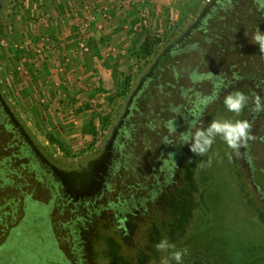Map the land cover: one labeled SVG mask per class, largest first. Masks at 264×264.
<instances>
[{
    "label": "rangeland",
    "instance_id": "rangeland-1",
    "mask_svg": "<svg viewBox=\"0 0 264 264\" xmlns=\"http://www.w3.org/2000/svg\"><path fill=\"white\" fill-rule=\"evenodd\" d=\"M127 1L131 5L119 8L126 23L111 41L102 33L91 35L94 14L109 19L108 7L99 10L104 0H79L81 21L75 30L69 22L71 8L66 10L67 24L58 22L56 0H0V99L7 113L3 122L44 156L46 164L32 152L51 172L54 192L72 203L97 196L101 212L95 223H87L93 227L81 233L73 255V242L61 239L63 262L176 264L171 253L186 250L183 264H264V206L249 181L255 164L264 175V115L257 122L262 128L254 126L253 133L249 106L254 93L244 86L258 79L256 86L264 89V63L258 44L251 41L257 27L264 31L263 17L257 7L247 10L245 0ZM147 37L157 42L148 55L142 47ZM188 37L197 44L186 50ZM93 38L106 46L102 55L93 52ZM168 52L174 57L173 80L165 85L159 59ZM209 73L213 75L204 82L196 80ZM237 90L248 97L238 113L224 103ZM159 101L165 110L154 121V131L146 128L144 114L153 109L151 117H157ZM169 120L175 121L173 129L165 125ZM214 120L247 121L248 136L234 149L217 135L210 149L197 155L186 141ZM123 154L131 168L116 189L126 203L116 207L110 200L118 191L101 192L108 171L122 162ZM5 175L9 181L14 178ZM138 178L139 186L133 184ZM260 179L264 183V176ZM7 190V199L17 198L16 189ZM34 197L52 207L49 192ZM31 207L9 241L10 228L25 212L21 202L15 219L10 206L0 210L2 220L7 214L8 225L0 224V264L48 263L50 226L32 224V215L42 209L40 204ZM69 217V211L53 217L57 236L67 235L69 228L57 222ZM162 239L174 248L158 250Z\"/></svg>",
    "mask_w": 264,
    "mask_h": 264
},
{
    "label": "trees",
    "instance_id": "trees-1",
    "mask_svg": "<svg viewBox=\"0 0 264 264\" xmlns=\"http://www.w3.org/2000/svg\"><path fill=\"white\" fill-rule=\"evenodd\" d=\"M157 41H160L159 39H156ZM155 41H152L150 38H146L145 41L142 44L143 50L145 51V54L148 55L152 52L153 48L155 47ZM174 57L171 55V53H166L162 55L159 59L160 65V74H165V85H170L172 82V74H171V64L173 63ZM159 74V76H160ZM163 87V84L160 85L159 88ZM162 92V90H160ZM163 101H159L158 106L160 107V111L157 113V117L153 118L154 113H152L153 109H150L148 113H145V117H148L146 120V128L149 126L154 130L156 125H154V121L157 119H160V113H163L162 111L165 110V107L162 105ZM149 104V103H148ZM139 107H136V114L139 112ZM144 117V118H145ZM159 117V118H158ZM152 118V119H150ZM176 122L178 119L175 120ZM175 121L169 120L165 125L169 129H173ZM174 122V123H173ZM3 124L0 123V156L3 158L2 163H0V210L5 206H10L12 208V217L15 219L18 217L20 213H18V205L21 202L22 203V210L25 212V216L23 217L22 221L18 223L16 227L10 228V235L7 239L12 237L14 235L17 228L26 220L28 214H30V210L32 209V204H40L41 205V212H38L34 214V217L32 215V224H34L36 227H47L50 226L49 231L52 235L51 243L49 244L51 247V250H48V253L50 254V258L47 264H66L63 262L64 255L59 248V244L61 239H64L67 241L70 245L71 242H73V246L70 252V255H73L74 249L73 247L77 246L78 243L82 240L80 239L81 233L83 231H87L88 229H91L93 226L90 227L87 223H95L100 216L101 212L96 208V201L97 196L89 197L88 199H85L84 201H79L77 203H72L71 201L65 199L61 194L57 192H54L53 190V184L55 183L52 179L51 172H47L40 163L32 157L31 148L28 146L27 142L23 139V137L19 133H15L14 130H11L10 126H7V131L3 130ZM149 129V128H148ZM151 131V129H150ZM155 131V130H154ZM157 133V132H155ZM159 134V133H157ZM127 136H129L128 132L126 133ZM134 137H131V142L133 144V147L135 146V142L133 141ZM165 140L167 139L166 136H164ZM150 143V140H147ZM168 142L165 141L164 144L166 145ZM128 145V143H127ZM150 145V144H149ZM124 145L120 144V148H122ZM131 149H134V148ZM151 147V146H150ZM131 154V153H129ZM124 159H119V163L117 164V167L115 169L108 171L109 180L106 182L105 188L102 190L101 193H109L113 192L114 190L121 187L124 183V176L123 172L128 171L131 166L129 164V158L127 155L123 154ZM0 157V158H1ZM25 158L26 160H24ZM16 163V164H15ZM169 163L170 161L165 162V167L167 168V171L169 169ZM166 170V169H165ZM11 173L14 175V178L9 181L7 176L5 174ZM123 176V177H122ZM141 181L136 179L134 181V185H141ZM8 186H12L14 190L16 189L17 198L11 197L10 200L7 199L8 196ZM154 186V185H153ZM155 188V186H154ZM118 191V190H116ZM50 193L52 196L51 202L52 207H49L44 203H40V199L37 197H34V194H41ZM118 194L110 200L112 205H115L116 207L123 206V203H126V198H121V191L117 192ZM156 193V192H155ZM103 194L99 195L98 197L102 196ZM42 197V196H41ZM186 205V203H185ZM59 206H61L59 208ZM187 206V205H186ZM81 207L82 211L79 213V208ZM53 208L55 211V214L53 213ZM80 209V210H81ZM46 211H48V215H46ZM65 211L70 212V217L67 222H60L58 220L57 224H62L63 226H66V234L63 236H57L56 232L53 231V226L56 224L55 221V215L64 214ZM180 210H177V215L180 213ZM53 213V214H52ZM15 214V215H14ZM7 214L5 213V216L3 217V220L0 216V224L2 221H4L5 225L4 227H7V222L5 221L7 219ZM115 217L118 216V213L116 212ZM184 215V213H183ZM47 216V217H46ZM54 217V218H53ZM113 218V217H112ZM5 219V220H4ZM114 220V219H113ZM36 234L40 233V230L38 228H35ZM71 237V240H70ZM38 239L40 238L39 235H37ZM4 245V244H3ZM70 247V246H69ZM74 247V248H75ZM42 259H45L44 257ZM70 264L72 263V260L70 259Z\"/></svg>",
    "mask_w": 264,
    "mask_h": 264
},
{
    "label": "clouds",
    "instance_id": "clouds-1",
    "mask_svg": "<svg viewBox=\"0 0 264 264\" xmlns=\"http://www.w3.org/2000/svg\"><path fill=\"white\" fill-rule=\"evenodd\" d=\"M258 8L264 10V0H255ZM253 43H257L260 47L261 52H264V31H261L259 27L254 31L252 40ZM195 47V45H193ZM248 97L242 91H235L229 94L224 103L229 110L240 112L245 106ZM174 123V122H173ZM191 127H195L194 123H190ZM250 124L247 121H218L214 120L210 123L207 129L196 130L186 142L191 141V150L197 155H203L206 153L211 145L213 144L214 138L220 135L227 144L236 149L239 147L240 142L248 136V129ZM211 160H209V164ZM158 250H166L174 248L167 239H162L156 244ZM186 255V250H177L171 253V258L176 262V264H183V257ZM165 264H168L165 261Z\"/></svg>",
    "mask_w": 264,
    "mask_h": 264
},
{
    "label": "crops",
    "instance_id": "crops-1",
    "mask_svg": "<svg viewBox=\"0 0 264 264\" xmlns=\"http://www.w3.org/2000/svg\"><path fill=\"white\" fill-rule=\"evenodd\" d=\"M126 3V5H124ZM56 4H57V10H55L56 12V17H58V22L63 21V24H67V19L66 18V10L67 8H71V13L75 16L77 15L76 18H74V16L72 15V19L69 20V22L72 23V27L75 30L76 27H74V25L78 24V22H80V17L78 16L80 14V8L82 6V3L79 2V0H56ZM98 3L99 6V10L102 11V9L104 7H108L109 9H106V11H109L110 13L106 14L104 13V15H108L109 19L108 20H104L101 18V13L98 12L95 15V19L91 21V24H93L94 27L93 30L91 31V35L92 37H97L98 33H102L104 34V39H110L111 41H113L115 38H117L120 35V31L121 30V25H124L125 22V16H123L122 13L125 14V11L123 12V9H119L122 6L128 7L129 5H131V2L129 3V1L127 0H104V3L100 4ZM103 7V8H101ZM89 8V7H88ZM91 8V7H90ZM105 12V10H104ZM49 16V14H47ZM90 15V14H89ZM65 29V28H64ZM72 29V28H71ZM74 38V37H73ZM92 49L93 52H95L98 55H102V53H104V51H107V48L105 45H103V43L100 41H97L95 38L92 39ZM101 70V69H100Z\"/></svg>",
    "mask_w": 264,
    "mask_h": 264
},
{
    "label": "flooded vegetation",
    "instance_id": "flooded-vegetation-1",
    "mask_svg": "<svg viewBox=\"0 0 264 264\" xmlns=\"http://www.w3.org/2000/svg\"><path fill=\"white\" fill-rule=\"evenodd\" d=\"M245 2V5H246V7H247V10H250V11H252V8H255V7H257L258 8V5L256 4V2H255V0H245L244 1ZM218 4H219V2H218ZM258 10H259V12H260V14H261V17H263V20H264V10H261V9H259L258 8ZM249 13L250 12H246V13H244V15H245V17H247V21H248V24L250 25V28L252 27V25H251V20H252V18H251V15H249ZM249 15V16H248ZM264 24V23H263ZM193 31V30H192ZM191 31V32H192ZM190 32V33H191ZM188 39H190L189 40V42H188V44L186 45V50H189V48L191 49V48H194L193 47V45H195V44H197V42L192 38L191 39V37H188ZM258 48H259V54H260V56H261V58H262V61H263V63H264V52H261V50H260V47H259V45H258ZM213 74L212 73H209V74H203V75H198L197 77H196V80L197 81H202V82H204L206 79H208V76H212ZM258 80V79H257ZM257 80H255V81H257ZM255 81H252V83L250 84V83H244V86H249V87H246L247 89H250V90H252V92L254 93V96H251L253 99H254V102L253 103H251L250 104V117H249V123L250 124H252V128H253V133H254V126H257L258 127V129L259 128H262V124H258L257 122H258V120H259V118L261 117V116H263L264 115V89H263V91H262V88H258L257 86H256V83H255ZM258 81H261V80H258ZM259 83V82H258ZM221 98V97H220ZM256 104V105H255ZM254 110H255V112H254ZM6 110H5V107H4V105H2V103H1V99H0V123L1 124H3L4 122H3V120H4V118H5V116H6ZM253 116V117H252ZM260 116V117H259ZM261 119V118H260ZM253 123H252V122ZM261 126V127H260ZM3 130L4 131H7V125L4 123V125H3ZM254 144V143H253ZM253 144L252 145H250V148H249V155L251 154V157L253 156V154H254V148H253ZM32 149V148H31ZM38 152V150L37 149H35V148H33L32 150H31V152H33V153H35L37 156H38V158H40V160L42 161V163H44V164H46V162H44L45 160H44V156L41 154V152ZM47 164H49L48 162H47ZM254 167H256V168H254L253 169V171H251V173H250V183H251V185L253 186V188H254V190L257 192H260V193H258V195H259V198L262 200V202H263V206H264V183H262V180L263 179H260L261 178V176L263 177L264 175L262 174V173H259L260 172V168H258L257 167V164H255V166ZM250 170H251V168H250ZM260 176V178H259V180H257V178ZM264 182V181H263ZM158 185V184H157ZM263 186V187H262ZM155 189L158 191V188H157V186L155 187Z\"/></svg>",
    "mask_w": 264,
    "mask_h": 264
},
{
    "label": "built area",
    "instance_id": "built-area-1",
    "mask_svg": "<svg viewBox=\"0 0 264 264\" xmlns=\"http://www.w3.org/2000/svg\"><path fill=\"white\" fill-rule=\"evenodd\" d=\"M86 26H87V25H86ZM86 26H85L84 24H83L82 26H80L81 29H82L81 31H82V33H83V34H82V33H81V34H82L84 37H86V34H84V32H85L84 29H85ZM86 31H87V30H86ZM81 45H82V47H84V49H85L86 51L89 50V48L85 45V43H81Z\"/></svg>",
    "mask_w": 264,
    "mask_h": 264
}]
</instances>
